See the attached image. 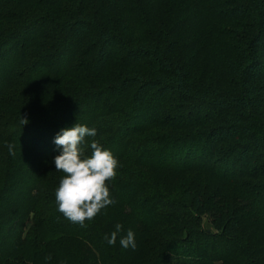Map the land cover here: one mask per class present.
<instances>
[{
  "label": "trees",
  "instance_id": "obj_1",
  "mask_svg": "<svg viewBox=\"0 0 264 264\" xmlns=\"http://www.w3.org/2000/svg\"><path fill=\"white\" fill-rule=\"evenodd\" d=\"M77 121L118 161L83 225ZM0 264H264V0H0Z\"/></svg>",
  "mask_w": 264,
  "mask_h": 264
},
{
  "label": "clouds",
  "instance_id": "obj_2",
  "mask_svg": "<svg viewBox=\"0 0 264 264\" xmlns=\"http://www.w3.org/2000/svg\"><path fill=\"white\" fill-rule=\"evenodd\" d=\"M21 120L26 123L25 118L21 117ZM95 135V127L77 121L61 128L53 137L54 144L60 146V150L52 157V163L56 170L64 173L55 188V206L68 220L81 225L86 218L91 219L101 208L114 202L106 180L115 175L117 159L110 149L96 140L89 141L90 155H86L81 147L85 136ZM120 228L121 225L117 223L116 231L105 234L108 244L116 242ZM119 244L125 249H135L136 241L131 228L120 236Z\"/></svg>",
  "mask_w": 264,
  "mask_h": 264
}]
</instances>
